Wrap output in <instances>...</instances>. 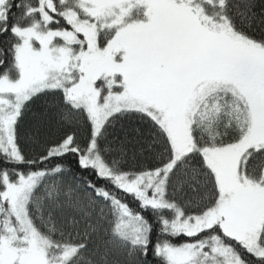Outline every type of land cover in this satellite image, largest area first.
<instances>
[{
  "label": "snow or ice",
  "instance_id": "obj_1",
  "mask_svg": "<svg viewBox=\"0 0 264 264\" xmlns=\"http://www.w3.org/2000/svg\"><path fill=\"white\" fill-rule=\"evenodd\" d=\"M0 264H264V0H0Z\"/></svg>",
  "mask_w": 264,
  "mask_h": 264
}]
</instances>
